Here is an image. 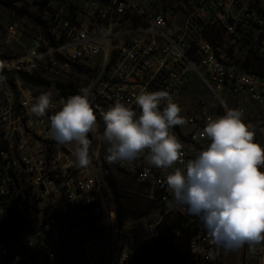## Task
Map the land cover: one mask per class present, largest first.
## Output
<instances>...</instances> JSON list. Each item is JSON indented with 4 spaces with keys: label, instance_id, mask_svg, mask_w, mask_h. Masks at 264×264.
<instances>
[{
    "label": "built area",
    "instance_id": "obj_1",
    "mask_svg": "<svg viewBox=\"0 0 264 264\" xmlns=\"http://www.w3.org/2000/svg\"><path fill=\"white\" fill-rule=\"evenodd\" d=\"M57 1L33 38L26 66L0 62V264L32 263L43 255L50 264H67L61 252L83 220L104 224L102 237L83 246L89 264H131L127 227L103 177L107 145L90 134L91 164L79 167L74 145L50 137V116L86 88L102 134V113L116 102L139 115L141 90H166L187 121L172 129L184 145V163L209 145L203 129L208 117L225 114V105L243 112L254 142L264 148V0ZM39 67L72 77L61 82L71 90L51 88L56 107L44 117L29 111L43 92L20 77L34 76ZM184 163L162 170L142 155L114 166L192 227V264H226V247L186 206L171 203L166 175ZM241 249L244 264H264V241Z\"/></svg>",
    "mask_w": 264,
    "mask_h": 264
},
{
    "label": "clouds",
    "instance_id": "obj_2",
    "mask_svg": "<svg viewBox=\"0 0 264 264\" xmlns=\"http://www.w3.org/2000/svg\"><path fill=\"white\" fill-rule=\"evenodd\" d=\"M61 101L50 116L49 135L58 144L74 145L79 167L91 164L93 140L103 141L109 164H131L142 155L148 164L167 170L184 163V145L172 129L185 125L182 109L166 90H141L135 103L139 115L124 103L116 102L102 113L100 134L97 116L89 100V90ZM162 102L166 105L161 110ZM51 90L41 93L29 111L44 117L55 108ZM243 112L225 105V114L208 117L202 135L210 141L195 158L166 175L172 193L171 203L186 206L197 216L213 241L226 248L264 241V148L254 142L252 126ZM146 153V155H145Z\"/></svg>",
    "mask_w": 264,
    "mask_h": 264
},
{
    "label": "rangeland",
    "instance_id": "obj_3",
    "mask_svg": "<svg viewBox=\"0 0 264 264\" xmlns=\"http://www.w3.org/2000/svg\"><path fill=\"white\" fill-rule=\"evenodd\" d=\"M4 3L8 5L5 6ZM58 6L57 0H0V62L16 60L26 66L25 59L33 46V38L39 34L46 11H53ZM23 71L22 67L21 72ZM70 72L71 69H65L66 74ZM34 76H38L44 82L39 87L42 92L53 91L51 88L55 87L56 83L72 78L57 75L42 67L35 70ZM108 168L117 186L120 200L117 204L110 199V204L115 209L121 224L127 227L124 241L130 252V263L162 264L163 245L180 243L183 240L180 229L164 232L165 225L179 223L180 216L172 210L170 203L166 201L157 203L151 198L146 186L121 175L113 164L108 163ZM117 210H120V214ZM72 233L73 237L61 252L62 260H66L67 264H89L83 246L102 237L103 222L80 221ZM172 234L176 237L172 238ZM226 251L228 252L225 258L226 264H244L241 246L226 248ZM18 264L32 263L26 260Z\"/></svg>",
    "mask_w": 264,
    "mask_h": 264
},
{
    "label": "trees",
    "instance_id": "obj_4",
    "mask_svg": "<svg viewBox=\"0 0 264 264\" xmlns=\"http://www.w3.org/2000/svg\"><path fill=\"white\" fill-rule=\"evenodd\" d=\"M4 4H5V6L8 5L7 3H4ZM20 77L25 82L26 85L31 84V85H34L35 87H41L42 86L41 84L44 83L41 79L38 78V76H28L24 73H21ZM55 88L62 89L65 92V90H71L72 87H71V85H64V84L58 82V83H56ZM105 155H106V153H105ZM105 155L103 157V165H104L103 177H104L106 186L108 188V195H109L110 199L114 203L118 204L120 202V200H119V196H118L117 186L112 179L110 169L108 168L107 161L105 160ZM119 173L121 175H123L121 172H119ZM123 176H125V175H123ZM125 177H127V176H125ZM127 178H130V177H127ZM130 179H133V178H130ZM156 201H157V203H159V200H156ZM117 211L120 214V210H117ZM185 225H186V221L182 217H180V222L177 224L167 225V226L165 225L166 229L164 230V232L165 231L170 232V231H174L176 229H180L182 231V239L183 240L180 243L173 242V243H167V244L163 245V247H162V260H161L162 264H192V257H191V253L189 250V241H190V236L193 233V229L190 225L187 227H185ZM175 237H176L175 234H172V238H175ZM173 240H175V239H173ZM173 240H169V241H173ZM32 264H50V263L48 262L47 257L45 255H43V256L34 257Z\"/></svg>",
    "mask_w": 264,
    "mask_h": 264
}]
</instances>
